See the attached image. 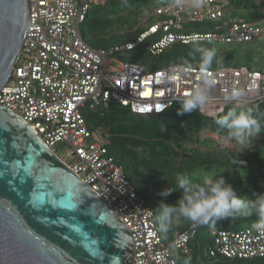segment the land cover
Returning <instances> with one entry per match:
<instances>
[{"label":"built area","instance_id":"2783aa9c","mask_svg":"<svg viewBox=\"0 0 264 264\" xmlns=\"http://www.w3.org/2000/svg\"><path fill=\"white\" fill-rule=\"evenodd\" d=\"M29 25L20 59L0 93L3 105L30 123L56 153L70 150L72 171L106 201L131 231L137 264H179L190 253L195 226L161 236L156 211L140 195L112 156L103 136L90 128L87 116L107 110L111 102L136 116H161L189 96L203 77L211 81L208 102L200 107L210 117L237 105L225 103L232 90L243 93L240 106L264 103V71L249 67L223 69L183 65L156 68V60L175 45L221 44L242 46L261 39L263 23L227 17L229 0H177L155 10L163 22L148 26L139 36L112 48H95L86 39L92 0H28ZM209 25L189 33L191 25ZM197 37L193 41L191 37ZM147 45L150 63L128 56ZM116 63L117 66H114ZM213 258L264 259V230L217 231Z\"/></svg>","mask_w":264,"mask_h":264},{"label":"water","instance_id":"95a60500","mask_svg":"<svg viewBox=\"0 0 264 264\" xmlns=\"http://www.w3.org/2000/svg\"><path fill=\"white\" fill-rule=\"evenodd\" d=\"M29 8L28 0H0V93L20 59ZM0 264H137L115 210L3 105Z\"/></svg>","mask_w":264,"mask_h":264},{"label":"trees","instance_id":"16d2710c","mask_svg":"<svg viewBox=\"0 0 264 264\" xmlns=\"http://www.w3.org/2000/svg\"><path fill=\"white\" fill-rule=\"evenodd\" d=\"M175 1L177 0H109L103 5L91 3L83 26L85 39L95 48H112L133 41L148 26L163 22V19L155 16L157 8ZM229 2L227 17L240 16L250 23L264 24V14L259 15L262 19L260 22L255 15L258 11H264V6L257 0H229ZM207 26L209 25L194 24L188 28V32L206 31ZM262 40L264 39L245 45L258 46ZM197 45L201 48H213V44ZM230 46L228 52L234 49L232 47L234 45ZM182 47H186L185 51L188 54L189 46L175 45L158 60H163L169 52H175L178 56V52L183 50ZM145 48L147 45L131 53L128 59L147 65L152 59ZM216 50L221 51L218 48ZM179 63L191 65L187 61ZM176 107L178 104L170 112L159 117L167 120ZM250 107L264 113V103L247 106ZM231 109L233 108L228 107L222 114L212 118L216 121ZM106 113L111 117L107 122L103 119L104 116L102 117ZM86 116L92 130L97 131L100 125H104L114 134L105 139L110 153L124 169L140 195L156 211V215L159 214L157 221L164 240L170 242L175 232H186L193 226L196 227L197 235L190 242V253L179 258V264H264V259L228 260L222 257L213 258L210 254L217 231L241 232L252 229L248 222L258 223L255 214L240 216L235 220L212 221L204 225H194L191 221L180 217L168 225L167 231H161L159 209L161 202L175 205L181 197L182 193L176 181L177 174L181 173L189 174L197 182L203 181L205 176H222L226 184L231 185L237 196L244 200H254L257 195H264V138L251 136L249 140L251 147L242 153L222 149L214 140H204L198 131L191 128L168 124L155 138L138 143L132 137L126 136L132 135V132L137 130L135 123L142 119L132 114L128 108L111 102L107 110L89 113ZM222 130L229 136L228 129L222 128ZM129 170L133 171L138 178L137 181H134ZM166 188H170L173 192L165 198L159 193ZM149 195L152 199H149Z\"/></svg>","mask_w":264,"mask_h":264},{"label":"clouds","instance_id":"9594fccd","mask_svg":"<svg viewBox=\"0 0 264 264\" xmlns=\"http://www.w3.org/2000/svg\"><path fill=\"white\" fill-rule=\"evenodd\" d=\"M194 6L199 7L201 0H193ZM193 41L197 37H191ZM196 51L201 55V67L207 69L215 56L214 50L197 47ZM197 85L192 93L181 102L178 114L191 113L199 107H203L209 100L208 87L211 83L206 77ZM243 93L232 90L224 96L225 103H241ZM216 124L229 130V136L241 146L249 142L251 133L259 130L258 121L251 111H239L235 108L218 118ZM176 181L181 190V197L175 205L161 202L160 230L167 231V227L175 219L183 217L194 225H204L212 221L224 219L235 220L240 216L255 214L258 218L257 228L264 230V195H257L254 200H244L238 197L231 185L226 184L222 176H205L203 182L195 181L187 173L177 174ZM173 190L166 188L159 194L162 197L169 196Z\"/></svg>","mask_w":264,"mask_h":264},{"label":"rangeland","instance_id":"374dc122","mask_svg":"<svg viewBox=\"0 0 264 264\" xmlns=\"http://www.w3.org/2000/svg\"><path fill=\"white\" fill-rule=\"evenodd\" d=\"M93 3L98 5L106 4L109 0H92ZM256 1V0H255ZM257 2L264 6V0H257ZM264 14V11H258L255 15L258 19L257 21L260 22L262 19L259 15ZM264 28V24L262 25ZM261 39H264V34L261 37ZM260 39V40H261ZM199 47V45H192L187 47L188 48V54H186L185 48L182 47V51L178 52V56L175 52H169L164 56V59L156 60L155 66L156 68H160L163 66L169 65V63L174 64L176 62H188L193 66H201V53L196 51V48ZM231 46L229 45H221V44H213V48H207L202 47L204 49L214 50L215 56L213 57V61L211 65L208 68L213 69H223L229 66L233 67H242V66H249L255 70L260 69L264 71V40L260 41L258 46H249V45H243V46H232L234 47L233 50L227 51L228 48ZM241 47V48H240ZM220 49L221 51H218L216 49ZM114 66H117L116 63H113ZM247 106H253V105H234L230 106V108H236V111H251L253 117L258 121L259 124V130H253L251 133V136H257L264 138V113L256 111V109H252L253 107L247 108ZM257 106V105H254ZM181 108V103L178 104V107H176L175 110L171 113V116L166 119H162L159 116H137L138 118H141L142 120L136 121L135 125L138 127L137 130L132 132V135H127L126 137H132L135 141H143L149 140L152 138H155L157 134L160 131H163L164 128L168 124H174L176 126H181L183 128H191L195 131H198L201 135V137L206 139H212L214 140L218 146H220L222 149H230L233 151L238 152H245L251 147V143L248 142L244 146H241L239 143H237L234 139L227 136L222 128L216 124L215 119L207 116L204 114L200 107L195 109L191 113H184V114H178V110ZM96 116V115H95ZM104 116V117H103ZM103 119L107 122L108 119H110V115L108 113L102 115ZM101 121V120H100ZM97 131L103 136L104 139L110 138L112 134L109 129L104 127V125H100L99 128H97ZM105 140V141H106ZM139 143V142H138ZM130 147V146H129ZM130 149V148H128ZM70 150L64 146L60 145L58 149L56 150V155L59 158L65 159L67 163L71 162L70 157ZM130 175L134 179V181H137V177L133 173L132 170H129ZM202 183L203 181H198ZM149 199L151 198V195H149ZM159 216V214H157ZM249 227H256L257 223L248 222Z\"/></svg>","mask_w":264,"mask_h":264},{"label":"crops","instance_id":"0c3cea01","mask_svg":"<svg viewBox=\"0 0 264 264\" xmlns=\"http://www.w3.org/2000/svg\"><path fill=\"white\" fill-rule=\"evenodd\" d=\"M257 227V226H256Z\"/></svg>","mask_w":264,"mask_h":264}]
</instances>
